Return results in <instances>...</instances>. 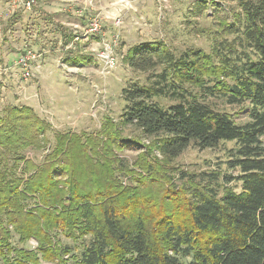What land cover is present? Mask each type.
<instances>
[{
  "label": "trees",
  "instance_id": "trees-1",
  "mask_svg": "<svg viewBox=\"0 0 264 264\" xmlns=\"http://www.w3.org/2000/svg\"><path fill=\"white\" fill-rule=\"evenodd\" d=\"M230 1L209 52L157 40L123 57L146 77L122 88L120 121L146 146L109 120L50 139L31 106L0 111V264H264V0ZM210 7L197 0L196 14ZM228 142L221 164L235 175L173 163Z\"/></svg>",
  "mask_w": 264,
  "mask_h": 264
},
{
  "label": "rangeland",
  "instance_id": "rangeland-1",
  "mask_svg": "<svg viewBox=\"0 0 264 264\" xmlns=\"http://www.w3.org/2000/svg\"><path fill=\"white\" fill-rule=\"evenodd\" d=\"M26 1L0 0V111L9 105L31 106L51 125L47 133L50 139L55 131H96L109 120L122 137L136 139L145 146L150 138L120 121L125 106L122 88L130 81L143 82L146 77V73L133 71L124 63L129 48L160 40L176 53L188 48L209 52L218 23L230 21L238 10L230 0H214L218 7L198 15L197 0H32L29 7ZM99 4L117 13L104 17ZM91 15L101 18L107 38L118 33V63L112 70L103 69L95 56L100 47L98 37L84 35ZM24 49L36 53L28 77L15 64ZM226 109L237 111L236 106ZM238 119L244 118L240 115ZM231 145L228 142L207 149L189 146L173 163L190 172L220 168L235 175L236 171L226 170V165L221 164L227 159L226 147ZM46 149L28 150L27 156L39 162ZM139 152L130 146L120 154L130 163ZM62 241L72 243L65 238ZM35 245L34 240L26 244Z\"/></svg>",
  "mask_w": 264,
  "mask_h": 264
},
{
  "label": "built area",
  "instance_id": "built-area-1",
  "mask_svg": "<svg viewBox=\"0 0 264 264\" xmlns=\"http://www.w3.org/2000/svg\"><path fill=\"white\" fill-rule=\"evenodd\" d=\"M31 1L32 0L26 1L25 5L29 7ZM118 23L119 21L116 20L115 24L117 25ZM84 35H94L98 37L100 47L95 51V56L101 63L103 69H114L118 63L116 56V47L119 41L118 33L112 35L111 38H107V33L103 30L101 25V18L98 15H91L88 19ZM35 58L36 53L34 50L24 49L15 59V64L20 67L24 77L30 75V68Z\"/></svg>",
  "mask_w": 264,
  "mask_h": 264
},
{
  "label": "crops",
  "instance_id": "crops-1",
  "mask_svg": "<svg viewBox=\"0 0 264 264\" xmlns=\"http://www.w3.org/2000/svg\"><path fill=\"white\" fill-rule=\"evenodd\" d=\"M105 3H108V2H105ZM107 6L108 5L99 4V7L102 8L101 9V12L104 11V12H102V14H103L104 17H107L108 18V17L111 16V14H114L115 12L117 13V11H115L114 8H111V9L108 10ZM51 12H54V11H51ZM104 13H106V14H104ZM75 38H77V37H75ZM35 44L38 46V43L37 42Z\"/></svg>",
  "mask_w": 264,
  "mask_h": 264
}]
</instances>
